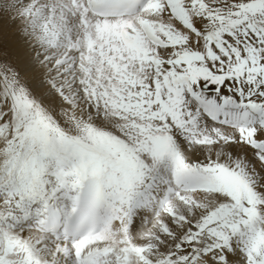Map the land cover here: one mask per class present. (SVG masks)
<instances>
[{"label":"snow or ice","instance_id":"1","mask_svg":"<svg viewBox=\"0 0 264 264\" xmlns=\"http://www.w3.org/2000/svg\"><path fill=\"white\" fill-rule=\"evenodd\" d=\"M0 264H264V0H0Z\"/></svg>","mask_w":264,"mask_h":264}]
</instances>
